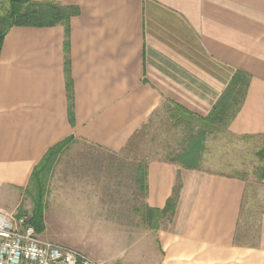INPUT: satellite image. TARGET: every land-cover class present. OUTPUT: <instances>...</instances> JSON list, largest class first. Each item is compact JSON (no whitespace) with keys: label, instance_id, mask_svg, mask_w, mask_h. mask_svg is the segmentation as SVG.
<instances>
[{"label":"crops","instance_id":"obj_1","mask_svg":"<svg viewBox=\"0 0 264 264\" xmlns=\"http://www.w3.org/2000/svg\"><path fill=\"white\" fill-rule=\"evenodd\" d=\"M52 1L67 22L13 26L0 48V190L37 168L39 236L96 264H264V0ZM238 71L222 128L253 140L261 180L194 148ZM151 126L178 136L173 159H136Z\"/></svg>","mask_w":264,"mask_h":264},{"label":"rangeland","instance_id":"obj_2","mask_svg":"<svg viewBox=\"0 0 264 264\" xmlns=\"http://www.w3.org/2000/svg\"><path fill=\"white\" fill-rule=\"evenodd\" d=\"M6 7V0H0V12H3ZM151 127L152 128L147 129L144 135L132 146L138 155L136 159L140 160L142 163L153 159H173V156H171L172 152L174 150L183 149V144H181L178 136H174L172 133L161 132L160 128L162 127L160 126L157 128L154 126ZM203 127L205 128L204 137L207 139L202 142V147L200 149L201 155L205 154L202 157V167L207 171L245 177L248 179L247 181L254 179L257 173L253 171V166L257 160L254 155L255 143L253 144V140L231 137L223 130V125L211 124V127H209L207 124H203L202 128ZM210 130H212V134L208 137V134L211 132ZM83 147L82 144H74L68 148L80 149ZM45 193L46 189L43 188L41 207L42 219L45 207ZM32 194L33 190L31 188L25 191L0 190V211L12 216H24L30 220L33 214Z\"/></svg>","mask_w":264,"mask_h":264},{"label":"trees","instance_id":"obj_3","mask_svg":"<svg viewBox=\"0 0 264 264\" xmlns=\"http://www.w3.org/2000/svg\"><path fill=\"white\" fill-rule=\"evenodd\" d=\"M6 2L7 7L3 12H0V48L5 33L13 26H52L67 22V19L71 14L68 11V8L52 0H6ZM246 84V74L241 71L236 72L221 98L213 107L209 116L210 118L201 120L202 123H200V127H202L203 124H207V126L211 127V124L214 123L226 126L225 122L229 121L235 115L239 104L242 102L246 90ZM186 113L187 112L184 110H181V114H183L182 116L188 120V113ZM204 131L205 128H201L199 132L200 141L198 139L194 143L196 153L200 152L202 142L205 140ZM66 141L67 140L56 145L54 150L61 147ZM50 153L46 154V158ZM255 171L258 173V179L261 180L262 165L259 164ZM36 172L37 168L34 169L31 177L32 181L36 182L30 184L31 189L33 190V214L29 222L35 228L36 232L39 233L43 222L41 207L44 182L42 179L39 180V175L36 174Z\"/></svg>","mask_w":264,"mask_h":264},{"label":"built area","instance_id":"obj_4","mask_svg":"<svg viewBox=\"0 0 264 264\" xmlns=\"http://www.w3.org/2000/svg\"><path fill=\"white\" fill-rule=\"evenodd\" d=\"M0 264H96L78 251L42 239L24 216L0 211Z\"/></svg>","mask_w":264,"mask_h":264}]
</instances>
